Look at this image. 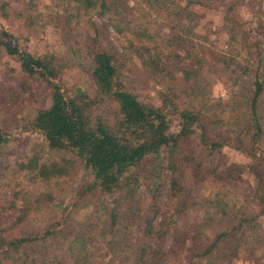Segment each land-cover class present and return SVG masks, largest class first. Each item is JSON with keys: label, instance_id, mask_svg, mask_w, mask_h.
Wrapping results in <instances>:
<instances>
[{"label": "trees", "instance_id": "1", "mask_svg": "<svg viewBox=\"0 0 264 264\" xmlns=\"http://www.w3.org/2000/svg\"><path fill=\"white\" fill-rule=\"evenodd\" d=\"M72 1L96 17L91 19L95 40L86 48L84 66L96 84L93 96L64 90L59 79L65 60L21 48L1 24V19L10 21L12 7L0 0V54L16 58L24 73L49 88L48 102L33 114L19 113L14 124L0 126V158L19 128L41 135L50 154L72 150L85 171L74 190L79 199L88 196L82 204L88 210L79 218L59 215L68 208L55 203L41 226L33 222L42 211L37 204L32 212L34 202L25 196H0V264H236L241 256L254 258L263 244L256 228L264 219V47L247 36L248 24L234 15L236 2ZM161 5L165 24L153 26L152 20L145 28L141 20ZM193 6L223 12L226 49H215L206 37L196 39L202 15ZM255 25L264 38V21ZM109 26L136 39L129 43L144 76L157 87V102L141 101L129 86L120 52L107 37ZM239 55L247 61L252 57L255 65L249 83L243 77L250 65L237 61ZM213 78L224 79L229 100L212 95ZM98 102L115 105L121 117L94 119ZM227 147L247 157L246 171L262 173L256 182L258 213L238 214L223 193L202 191L203 182L210 180L229 189L244 173L243 167L224 160ZM37 155L17 164L36 172L33 176L42 182L65 174L55 161L42 170ZM164 192L168 199L161 203Z\"/></svg>", "mask_w": 264, "mask_h": 264}, {"label": "rangeland", "instance_id": "2", "mask_svg": "<svg viewBox=\"0 0 264 264\" xmlns=\"http://www.w3.org/2000/svg\"><path fill=\"white\" fill-rule=\"evenodd\" d=\"M10 3V21L7 22L1 19V24H4L10 32L18 39L20 46L32 54H53L66 61V68L63 70L59 82L66 92L74 94L75 92L81 95L95 94L96 84L87 74L84 66L88 64L85 56L86 48L91 43H94L95 33L91 25L92 18L89 14L80 8L75 1L72 0H2ZM227 2L232 0H226ZM236 2L234 15L242 22L248 24L250 28L248 37L258 40L264 47V38L260 31L262 28H256L255 22L264 21V0H233ZM130 2V1H129ZM198 13L202 15L200 24L197 27V32L201 37H196L198 40H205L206 43L213 44L215 49H226V40L228 35L224 28L223 12L214 8L204 10L201 7L193 6ZM152 15L149 18L142 19L145 28L149 29L150 21L156 20L153 26L162 27L166 20V10L163 5L159 10H151ZM94 12V10H93ZM92 13V11L90 12ZM80 14V15H79ZM135 14L132 19L135 20ZM72 17V18H71ZM238 18V19H239ZM162 21L163 23H158ZM132 25V24H131ZM166 30V26H164ZM108 39L112 46L120 52V59H123V73L134 91L137 93L141 101L146 103L157 102L156 88L150 79L143 74L140 67V62L135 57L131 43H136L134 36L127 30L124 33H118L109 26ZM252 42V41H251ZM260 48L258 43L257 45ZM195 53L196 50L192 49ZM201 52V51H200ZM210 57V55H208ZM237 61L242 64H249L250 71L244 76L243 80L249 83L253 77L255 65L251 62L252 57L247 61L239 55ZM242 58V59H241ZM260 72L263 74L264 80V65L260 66ZM250 75V76H249ZM211 93L214 97H222L224 100L230 99L229 87L218 78H213L210 81ZM264 96V90H263ZM49 88L42 79L32 77L24 73L16 58L6 54H0V126L7 127L14 124V120L18 118V114H23L26 117L29 113H34L40 106L48 102ZM94 119L104 118L110 122L121 117L115 105L107 102H98L93 105ZM18 133L11 141L2 148L0 158V196L10 197L12 193H19L20 197H26L25 201L34 203L31 204V211L34 212V206L37 204L42 211L38 212L33 222L45 226L48 223V215L53 213V205H67L66 211H59L57 214L71 215L74 218H79L88 210L87 205L83 206L84 201H88V196L79 199L76 196V185L84 178L83 163L76 154L69 149L59 150L54 153L47 151V146L44 138L38 133H28L22 131V128L17 129ZM38 153L40 168L46 170L51 161H55L58 166L64 171L63 175L56 179H51L42 182L41 179L35 178L34 171L21 169L17 164L18 161L25 160ZM196 153L199 158H204L200 148H196ZM227 162L236 163L237 166L243 167L244 173L230 185L229 189H224L217 185L218 181L208 183L205 181L203 193L214 195L217 192L223 193L231 203L237 207L238 214L240 213H258L260 211L257 196L256 182L262 177V173L254 168L246 171L247 157L232 148H225L224 155ZM33 173V174H32ZM190 175L191 173H187ZM192 175V174H191ZM221 182V181H220ZM219 182V183H220ZM215 184V185H214ZM201 185V184H200ZM2 198V197H0ZM166 192L162 195V202H167ZM84 200V201H83ZM261 226L258 229L259 235L263 237L262 245L259 250L253 255L251 260H244L243 256L237 258L236 264H264V219L259 218ZM170 235L164 242V248L168 247Z\"/></svg>", "mask_w": 264, "mask_h": 264}]
</instances>
